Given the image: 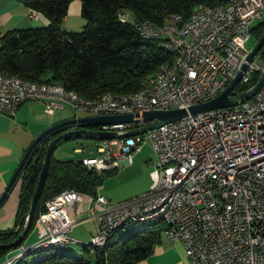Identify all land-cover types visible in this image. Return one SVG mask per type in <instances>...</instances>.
Listing matches in <instances>:
<instances>
[{"label":"built area","instance_id":"1","mask_svg":"<svg viewBox=\"0 0 264 264\" xmlns=\"http://www.w3.org/2000/svg\"><path fill=\"white\" fill-rule=\"evenodd\" d=\"M219 1L215 15L207 14L208 5L195 6L186 25H179L176 15L161 26L133 23L139 36L173 46L181 55L179 65L170 68V85L154 99L113 106L92 104V110H81L77 101L44 100L21 91L0 94V114L12 117L27 101L42 103L46 113L64 106L91 116L136 113L133 120L137 123L98 127L101 132L119 133L142 127V112L187 108L213 99L247 63L250 50L245 43L264 15V0ZM29 17L36 19V13L31 11ZM118 20L124 22L128 16L120 15ZM174 38H185V45H174ZM263 69L254 59L237 85L247 84L252 74ZM160 74L158 68L152 84ZM234 89L231 95H236ZM143 134L105 140L96 148L98 156L80 160L95 172L109 171L116 167L110 146L129 163L144 139L156 160L146 193L111 206L100 196L91 199L89 212L96 233L90 239L97 243L121 217L141 216V208L154 206L174 182H182L179 198L163 213V223L167 239L183 245L189 264H264V85L242 104L187 116ZM185 136H192V143H185ZM225 185H232V193H225ZM82 199L79 192L63 190L44 202L34 222L36 240L30 245L70 242L68 233L75 222L67 211ZM30 245L20 244L4 264Z\"/></svg>","mask_w":264,"mask_h":264},{"label":"trees","instance_id":"2","mask_svg":"<svg viewBox=\"0 0 264 264\" xmlns=\"http://www.w3.org/2000/svg\"><path fill=\"white\" fill-rule=\"evenodd\" d=\"M20 1L30 11L43 16L47 24L11 30L0 36V75L24 82L59 85L85 100L136 93L161 65L173 62V56L163 51L158 42L139 36L133 23L161 26L175 15L186 21L199 4L208 8L221 4L219 0H77L84 24L80 31L65 32L62 22L73 0ZM122 14H127L128 20L120 22ZM263 32L264 21L252 30L257 40ZM257 56L264 64V45ZM259 77V72L252 74L247 84L235 87L234 94L248 90ZM46 144L47 141L40 142L32 149L17 175L19 191L14 227L0 232L1 245L11 243L23 228ZM110 173L111 170L97 173L78 160H60L51 154L32 223L22 242L43 211L44 202L63 190L94 195L95 188ZM130 226L133 225L127 227ZM165 228L164 223L156 222L112 241H109L110 235L102 250L81 245L76 254L64 248H46L29 253L14 264H138L160 244ZM13 249H0V258Z\"/></svg>","mask_w":264,"mask_h":264},{"label":"crops","instance_id":"3","mask_svg":"<svg viewBox=\"0 0 264 264\" xmlns=\"http://www.w3.org/2000/svg\"><path fill=\"white\" fill-rule=\"evenodd\" d=\"M70 5H72L71 11L79 15L80 4L79 1L73 0L67 7V12L69 11ZM30 10L27 9L20 0H0V36L5 32L18 29L26 28H40L44 27L47 24L45 18L32 19L29 17ZM66 12V13H67ZM70 13V12H69ZM78 16L76 18H69L65 16L62 22V29L65 32H77L80 30ZM37 18V13H36ZM82 24V23H81ZM67 107L54 109L51 113H46L44 105L36 101H27L20 104L14 115L12 117H7L0 114V195L3 192L7 182L9 181L12 173L14 172L21 156L23 155L27 146L31 141L45 128L65 120L66 118L58 117L57 119L46 118V116L52 117L55 110H63ZM69 109V108H68ZM71 110V109H70ZM73 111V110H71ZM74 112V111H73ZM81 113V112H80ZM89 115V114H87ZM88 117H94L89 115ZM98 127H89L86 130L98 131ZM85 138V137H84ZM91 139V138H89ZM95 140L94 153L95 156H91V150L88 152L89 155L83 158H90L98 156L96 148L101 145L105 140ZM112 140V139H111ZM147 143V144H146ZM60 144V143H59ZM57 144V145H59ZM56 145V146H57ZM53 148V150L56 148ZM115 163L116 167L111 170V173L107 177L116 176V179H121L126 175H130L132 172L141 170L144 175V182L138 186V188L133 191L130 195L138 197L147 192L150 185L149 174L153 170L156 160L152 152L151 145L149 141L142 142L136 150H134L130 157V162L127 163L124 159L118 156L116 147ZM83 152L80 148L73 149L74 154H81ZM80 159V160H81ZM78 160V161H80ZM99 173V172H97ZM19 191V182L16 180L14 185H12L10 192L7 197L3 200L0 205V232L11 230L14 227L15 212L17 207V198ZM102 193L100 187L95 188L94 195H84L80 203L74 206L72 210H68L67 214L71 220L75 222V225L72 227L71 231L68 233L71 244H76L79 242L78 238L81 234L86 232L89 236H92L96 233V224L92 215L89 212L91 207V199L97 196L102 197L108 206L114 205L111 204V199ZM129 197V198H130ZM121 200L123 197H120ZM132 198V197H131ZM123 200H126L125 198ZM24 226V224H23ZM80 228L83 230L73 233L75 228ZM36 231L37 228L33 225L30 234L25 238V240L20 244L30 245L36 240ZM82 231V232H81ZM71 234V235H70ZM76 234V235H74ZM74 236V237H72ZM68 243V244H69ZM19 244V245H20ZM18 245V246H19ZM8 252L6 255L0 258V264H4L8 259L12 258L16 254V249ZM64 248V247H63ZM153 252L155 254H165L166 251L162 247L156 246ZM6 258L5 261H2ZM150 259L140 261L138 264H150Z\"/></svg>","mask_w":264,"mask_h":264},{"label":"water","instance_id":"4","mask_svg":"<svg viewBox=\"0 0 264 264\" xmlns=\"http://www.w3.org/2000/svg\"><path fill=\"white\" fill-rule=\"evenodd\" d=\"M264 45V32L261 37L257 40L255 46L250 51L247 56V63H244L241 66L240 71L237 73L236 77L232 82L221 91L213 99L193 105L187 108L174 109V110H149L141 113V123L142 127L128 130L119 133H109L101 131H90L86 128L109 125V124H121V123H137L136 120H133V117H136L137 114H119V115H110V116H94V117H81V118H69L61 120L54 124H51L40 132L27 146L23 155L21 156L14 172L12 173L9 181L7 182L3 192L0 195V205L3 200L7 197L8 193L11 190L12 185H14L17 175L23 166V164L28 160L29 154L32 152V149L40 142H46L47 144L44 149V154L42 158L41 170L38 175V180L32 194L29 209L26 214L25 224L21 232L17 237L9 244L1 245L0 249H10L18 246L23 240L24 236L27 234L33 218V210L37 202L38 195L42 188L47 168L49 158L52 154L53 148L61 143L62 141H67L73 138L85 137L97 140H111V139H121L126 137H131L138 134H143L147 131L162 127L164 125L177 122L187 116H194L197 114L206 113L209 111H214L218 109L230 108L239 104L244 103L245 101L251 99L264 85V69L260 73L259 80L251 86L245 92L239 95H231L233 89L242 78L244 72L248 69L249 64H251L254 59L257 57L260 49Z\"/></svg>","mask_w":264,"mask_h":264},{"label":"bare ground","instance_id":"5","mask_svg":"<svg viewBox=\"0 0 264 264\" xmlns=\"http://www.w3.org/2000/svg\"><path fill=\"white\" fill-rule=\"evenodd\" d=\"M217 13V7L208 8V15H215ZM127 15V14H122ZM192 16V13L190 14ZM179 25L188 24V19L183 21L180 17H178ZM1 43V42H0ZM1 45V44H0ZM174 45L183 46L185 45V38H174ZM160 48L172 55L174 60L171 63H165L159 67V71L161 72L160 78L156 80L154 84H152L156 78H158V69L157 71L151 75L144 84H152L142 85L141 89L133 94L129 95H107L103 96L98 100H85L76 94L67 92L62 86L59 85H51V84H38L31 82H24L20 79L14 77H4L0 75V94H14L16 92L26 91L33 95L40 96L44 100H53L57 97H62L65 100L77 101L80 102L81 110H92L93 105H103V106H113L122 105L125 101L129 102H141L143 99H154L158 96L162 91H166L167 87L171 82V70L170 68L173 65H179L181 62V55H178V49L173 46H165L160 45ZM47 89V90H45ZM185 143H192V136H185ZM182 191V182H174L173 187L168 191V193L160 198L159 202L156 203L152 207H143L141 208V216H131V217H121L117 222L114 223V227H109L103 233V237L96 243L93 241L91 246L96 249H101L105 246V242H107V238L112 235L113 232L119 229H125V227L130 225H150L158 222H164V211L167 208H170L176 200L179 198ZM225 193H232V185H225ZM131 228V226H130ZM128 229V227H127ZM69 242H52L50 244H46V242H37L35 245H30L28 247L23 248L17 255L14 260H10V264H14L15 262L23 259L25 255L32 252H39L42 249L52 248L55 246H59L63 248ZM82 244V243H81ZM84 245V244H83Z\"/></svg>","mask_w":264,"mask_h":264},{"label":"rangeland","instance_id":"6","mask_svg":"<svg viewBox=\"0 0 264 264\" xmlns=\"http://www.w3.org/2000/svg\"><path fill=\"white\" fill-rule=\"evenodd\" d=\"M71 8H72V5H70L69 11L66 13V16L68 15L70 19L76 18L75 16H78V15H76V13H74L73 15ZM39 17L43 18V16L37 14L36 19H38ZM78 20L80 22L78 27H80L81 29L84 24V21L79 16H78ZM262 21H264V15H263ZM256 42H257L256 36L254 34H251V37L245 43L246 49L251 51L253 47L255 46ZM255 61L256 63L260 65H264L258 56L255 58ZM88 116L89 115L85 113L73 112L70 109L65 108L63 110H55L54 115L52 117L46 116V118H50L54 120V119H57L58 117L69 119V118H81V117H88ZM144 141H146V139L143 140V143ZM94 145H95V140L93 139L84 138V137L73 138L67 141H62L59 145H57L56 148L52 151V156L60 160H68V159L80 160L82 157H86L87 155H89L88 152L90 150H91V156H95V154H93ZM75 148H80L83 150V152L81 154H74L73 149ZM110 153L112 155L116 154L115 148L113 147V145L110 146ZM116 178H117L116 176L106 177L103 180L102 184L99 185L102 193H106L105 197L107 195L111 199V202H110L111 204H116V203L125 201L123 200L124 198L126 200L134 198V196H131L132 198L130 197L131 193L135 191L138 188V186L144 182V175L142 174L141 170H137L135 173L132 172L130 175H126L125 177H122L121 179H116ZM120 197H123L122 200ZM142 228H143V224H137V225H133L131 228L119 230L112 234V236L109 238V241L115 240L116 238L121 237L131 231H137ZM80 230H83V229H81V227L80 228L77 227L73 230V233L80 231ZM83 233L84 234H81L80 237H76L79 240L78 243L76 244L69 243L64 246V250H69L73 253L78 254L81 250V245L84 244V246H90L91 244H93V240L90 239V236L86 234L84 230H83ZM56 247L61 248L59 246H55L54 249H57ZM158 247H162L166 251V253L165 254H155V252H152V254L147 258V259H150L149 261L150 264H189V261L185 254L183 245L180 242L171 243L167 239V236L164 232L161 233V242L158 245ZM5 259L6 258L4 257L2 261H5Z\"/></svg>","mask_w":264,"mask_h":264}]
</instances>
